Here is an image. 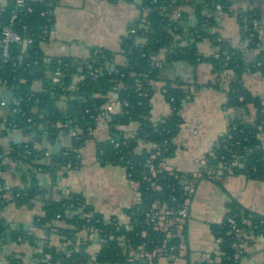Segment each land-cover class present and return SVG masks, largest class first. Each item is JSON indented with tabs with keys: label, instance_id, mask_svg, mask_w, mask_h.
I'll use <instances>...</instances> for the list:
<instances>
[{
	"label": "trees",
	"instance_id": "16d2710c",
	"mask_svg": "<svg viewBox=\"0 0 264 264\" xmlns=\"http://www.w3.org/2000/svg\"><path fill=\"white\" fill-rule=\"evenodd\" d=\"M56 1L26 0L32 11L19 13L13 28L30 37L32 43L27 47L22 43L10 44L5 58L0 53V85L10 89L14 96L7 105L5 116H0V125L15 120L19 129L27 131L31 126L37 139L44 135L50 143H55L59 135H67L70 128L79 127L78 138L72 137L70 146L67 149L62 147L52 155L48 165H41V169L56 176L57 169L72 162L76 150L93 139L97 162L124 167L128 178L136 183L139 198L123 209L129 218L128 225L120 223L116 216L105 217L95 211L79 192L60 189L57 199H45L46 189L38 184L37 172L32 171L27 163L44 150L35 149L30 142L13 146L6 152L8 161L29 166L21 170L24 172L22 181L26 185L9 189L12 200L18 206L42 200L44 215L35 217L34 225L46 233H56L64 245L58 248L48 241L43 242L41 250L35 254L36 264H130L131 250L139 245L152 250L161 247L164 241L167 248L176 247L174 254L177 256L185 228L176 236L166 237V233L156 229L153 222H146L145 213L153 203L157 202L159 207L171 211L169 216L173 218L185 199L190 197L184 190L183 179L189 181L194 178V184L201 179L218 182L216 179L220 175L231 173L264 182V104L242 82V75L247 70H258L264 74V49L247 63L242 59L240 49L227 41H217V50L209 56L202 55L197 46L205 37H216L209 32L213 18L204 10L219 5L222 12L235 15L242 40L250 47L257 45L258 37L251 23L257 14L254 10L241 8L233 9L232 13L233 0H203L202 4H196L194 0H125L137 3L144 14L120 37L119 52L125 57V62L113 66L114 53L100 47H92L90 56L77 63L65 56L44 58L40 45L46 37L42 31L53 25L52 10ZM179 5L193 10L197 18L195 26L185 25L186 11H179L181 15L177 19L172 17ZM9 12L10 5L0 6V31L8 23ZM161 50L165 51L163 64L208 62L217 77L213 85L226 95L224 110L233 112L225 131L204 154L196 177L191 172H170L160 166L174 155L177 148L175 139L182 123L180 110L186 97L190 96L180 79L164 81L163 96L170 112L158 120L151 118V98L156 82L162 80L161 67L155 59ZM35 60L41 68L39 77L43 81L39 91L31 86L37 77L33 74ZM57 67L62 76L59 83H52ZM226 70L233 75L223 89L221 74ZM91 71L96 73L95 77L90 75ZM113 100L120 104L107 121L109 136L98 140L91 131L102 118L105 106ZM70 106L73 115H70ZM249 106L255 110L252 119L247 117ZM28 117L30 122H26ZM132 123L136 128L130 132L128 127ZM4 131L1 130L2 133ZM75 166L73 162L70 165ZM0 182L3 183L1 179ZM7 190L6 187L0 190V209L6 203L4 194ZM229 218L234 225L228 221ZM57 219L62 221V226L52 225V221ZM8 227L0 218L1 240H4ZM210 229L216 239V249L208 258L195 264H240L241 255L237 247L249 243L254 237L264 238V215L231 199L226 203L222 221L210 224ZM82 230L96 231L99 248L95 256L87 251L91 241L79 238L78 233ZM10 233L11 240L17 242L34 239L23 229L11 230ZM185 257L189 261V256ZM7 264L24 263L15 254H10ZM134 264L151 263L140 259Z\"/></svg>",
	"mask_w": 264,
	"mask_h": 264
},
{
	"label": "crops",
	"instance_id": "0c3cea01",
	"mask_svg": "<svg viewBox=\"0 0 264 264\" xmlns=\"http://www.w3.org/2000/svg\"><path fill=\"white\" fill-rule=\"evenodd\" d=\"M7 4L8 0H0V6ZM238 8L245 11L254 10L257 14V18L251 22L258 37L257 45L248 46L242 40L236 16L222 12L217 5L214 9L204 10V13L210 14L213 18L209 32L214 33L216 37L213 39L205 37L198 42L197 46L202 55H212L218 48L216 43L219 40L227 41L240 49L242 59L247 63L254 59L259 50L264 49V0H233L231 12ZM181 10L188 13L185 25L195 26L197 18L193 10L180 5L175 8V12ZM52 14L53 25L47 29L44 35L46 38L40 45L45 59L65 56L77 63L90 56L92 47H100L114 53L112 60L114 66L125 62V57L119 52L120 37L127 33L128 26L136 22L144 12L137 3L125 0H57ZM164 57L165 51L161 50L155 58L161 67L162 80L156 82V89L151 98V118L158 120L170 112V106L163 96L164 81L180 79L182 87L189 91L190 96L186 97L180 110L182 123L175 139L177 148L172 157L162 162V168L193 174L198 171L203 156L212 143L225 131L228 118L233 112L224 110L226 95L221 88L213 85L217 77L208 62L194 64L177 61L163 64ZM39 75L32 81L31 86L35 91L42 89L43 81ZM232 75L230 70L222 72L220 85L223 89ZM242 82L252 94L259 96L264 104V74L258 70H247L242 75ZM8 92H11L10 100L13 101L12 91L0 85V116H5L8 109V104L3 98ZM1 102H4V105ZM254 112L253 106H249L248 119L253 118ZM2 123L0 127L4 125ZM135 128L136 124L132 123L128 130L132 132ZM18 133L20 137L16 138L15 135ZM92 135L98 140L108 138L107 122L100 119ZM71 138L66 134L59 135L55 143H50L44 135L37 139L33 129L0 132V179L8 188L4 194L5 209L4 211L3 208L0 209V218L9 225L4 240L0 239V264H7V256L10 254H15L24 264H34L35 254L41 250L40 246L45 241L58 248L64 246L56 233H46L34 225L33 219L44 215L42 200L21 206L12 200L9 189L26 185L22 181L24 172L21 170L27 169L29 165L32 171L37 172L38 184L46 189L45 199H57L60 189L65 192L69 190L79 192L95 211L105 217L116 216L120 223L128 225L129 218L123 209L138 200L136 184L128 178L124 167L115 164L100 165L97 162L93 139L87 140L76 150L72 157L75 167H70L72 162L69 161L66 166L57 169L56 176L41 169V165H48L52 155L58 153L62 147L67 149L70 146ZM17 139L18 142H15ZM24 142H30L35 149L44 151L35 154L32 162H27L29 165L9 162L6 152ZM57 143L58 146H55ZM216 180L218 182L201 179L195 184L189 199V217L181 229L182 231L185 228V235L180 243L178 255L173 258L159 257L151 264H195L208 258L216 249V239L211 232L210 224L222 221L226 203L231 199L246 209L264 215V182L231 173L222 174ZM52 225L62 226L63 223L57 219L52 221ZM20 229L34 236V239L19 242L11 240L10 231ZM91 233L89 231L88 235ZM86 234L87 232L82 230L78 236L83 239ZM90 238L94 242L90 243L87 251L94 254L98 249L95 242L97 236L92 234ZM240 253V264H264V239L252 238L243 248L241 247ZM186 255L189 256V261Z\"/></svg>",
	"mask_w": 264,
	"mask_h": 264
},
{
	"label": "built area",
	"instance_id": "2783aa9c",
	"mask_svg": "<svg viewBox=\"0 0 264 264\" xmlns=\"http://www.w3.org/2000/svg\"><path fill=\"white\" fill-rule=\"evenodd\" d=\"M151 1H155V0H151ZM7 5H10L8 23L4 27H2V29L0 31V53H1V56L3 58L8 56V49H9L10 44L22 43L24 45V47H27L32 43V39L30 37L23 36L22 33L18 32L17 30H15L13 28L15 22L18 20L19 13L30 12V11H32V7L27 4L26 0H8ZM162 11H163V9H162ZM41 14L43 15V14H45V12H42ZM180 15H181L180 12L174 11L172 14V17L174 19H177L180 17ZM46 33H47V29L44 28L42 31V34L46 35ZM33 63L35 64V66H37L36 60L33 61ZM90 75L92 77H95L96 73L94 71H91ZM61 76H62V72L59 69V67H57L56 70L54 71V74H53L52 79H51L52 83H59ZM1 104L4 105V102H1ZM119 104L120 103L117 100H113V101L109 102L105 106L103 116L100 119H103L106 122L109 121L110 115L116 111ZM12 111H15V109H13ZM30 120L31 119L28 117L26 119V122H30ZM63 126H65V125H63ZM2 129L6 130V131L16 130V129L19 130L18 122L15 120H11L7 125H3L0 127V132ZM79 133H80V128L74 127V128L69 129V132L67 133V135L77 139ZM91 134H94V130L91 131ZM160 166L162 167V163L160 164ZM168 171L171 172L172 170H168ZM152 172L154 173V171H152ZM198 175H199L198 172L193 173V177H196ZM182 181L184 183V190L191 197V195L194 191V186H195L194 178L190 179L189 181H185L184 179ZM4 187H5V185H3V183L0 182V190H4ZM190 197H187L185 199L182 206L177 210L176 216L173 218H171L169 216L171 211L166 210L164 207H159L157 202L153 203L151 209L145 213L146 222H153L154 227L156 229H161L162 231H164L166 233V237L176 236L181 231L185 221L189 217V207L188 206H189ZM138 198H139V194H138ZM57 217H59V216H57ZM228 221L232 225H234V222L232 219L229 218ZM171 230H173V231H171ZM84 231L86 232V230H84ZM90 232H92V233L88 235V232H87L86 236L83 239H88L92 243L94 241L90 238V235L93 234V235L97 236V233H96V231H90ZM257 237L259 238L261 236H257ZM261 238L264 239L263 237H261ZM98 240L99 239L97 236V239L95 240V242H97V246L99 248ZM165 242L166 241L163 242V245L161 247H156L152 250L145 249L143 247V245H139L135 250H131L130 251L131 257L129 258L130 264H134L136 260H140V259H143L144 261L152 263L154 260L158 259L159 257H170V258L176 257L174 254V250L176 249V247L170 246L169 248H167L165 246ZM243 246H244V244L238 245L237 249H238L239 253H240L241 247L243 248ZM180 247H181V244H179L178 249H180ZM96 253H97V251L94 252V254H92V255L95 256ZM178 253H179V251H178ZM178 253H177V255H178ZM36 262H37V260H35L34 264H36Z\"/></svg>",
	"mask_w": 264,
	"mask_h": 264
},
{
	"label": "water",
	"instance_id": "95a60500",
	"mask_svg": "<svg viewBox=\"0 0 264 264\" xmlns=\"http://www.w3.org/2000/svg\"><path fill=\"white\" fill-rule=\"evenodd\" d=\"M195 2L197 4H202L203 3V0H195ZM39 72H40V67L36 66V67L33 68V74L35 76H38L39 75ZM10 95H11V92H8L7 95H3V98L5 99V101H6L7 104H10V102H11V100H10V97L11 96ZM69 109H70V115H73V108H72V106H70ZM28 129H32L31 126H29ZM32 132L34 134V131H32ZM15 137L16 138H19L20 137V134L19 133L16 134ZM15 142H18V139L15 140ZM58 144L59 143H57L55 146H58Z\"/></svg>",
	"mask_w": 264,
	"mask_h": 264
},
{
	"label": "rangeland",
	"instance_id": "374dc122",
	"mask_svg": "<svg viewBox=\"0 0 264 264\" xmlns=\"http://www.w3.org/2000/svg\"><path fill=\"white\" fill-rule=\"evenodd\" d=\"M9 207H10V206H8L7 209H9ZM2 208H3V207H2ZM2 208H1V209H2ZM4 209H5V208H3L2 211H4ZM0 211H1V210H0ZM0 215H1V212H0ZM3 215H4V214H3Z\"/></svg>",
	"mask_w": 264,
	"mask_h": 264
}]
</instances>
